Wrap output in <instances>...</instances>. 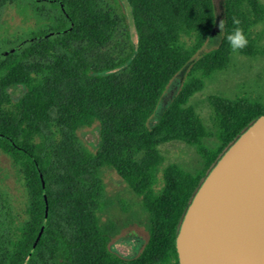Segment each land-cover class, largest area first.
Wrapping results in <instances>:
<instances>
[{"label": "trees", "instance_id": "obj_1", "mask_svg": "<svg viewBox=\"0 0 264 264\" xmlns=\"http://www.w3.org/2000/svg\"><path fill=\"white\" fill-rule=\"evenodd\" d=\"M122 1L134 30L129 55L115 63L96 58L127 20L111 0H0V8L14 10L31 27L0 51V152L26 194L17 209L0 182V264H179L176 239L196 192L264 116L261 103L210 97L209 130L189 105L206 80L229 68L233 17L249 39L239 55L261 53L263 37L255 34L264 22L260 0H224L223 34L205 54L218 21L214 0ZM189 66L180 91L151 126L170 84ZM19 89L25 92L14 101ZM96 125L92 151L80 133ZM210 138L215 148L205 145ZM172 142L195 149L197 173L164 166L160 147ZM106 169L140 203L148 241L133 259L111 250L119 223L102 221Z\"/></svg>", "mask_w": 264, "mask_h": 264}, {"label": "rangeland", "instance_id": "obj_2", "mask_svg": "<svg viewBox=\"0 0 264 264\" xmlns=\"http://www.w3.org/2000/svg\"><path fill=\"white\" fill-rule=\"evenodd\" d=\"M111 1L118 8L121 16L123 13L126 14L127 20L124 22L121 19L116 33L105 47L96 52V58L100 61L109 59L117 63L126 59L130 53L132 40L129 39L128 35L133 32L134 27L128 6L122 0ZM260 2L264 5V0H260ZM214 4L218 21L212 34V40L204 48V54L213 50L221 39L219 25L223 18L224 0H214ZM3 20H7L8 24L3 25ZM30 28L29 25L20 23L14 10L1 7L0 51L16 43ZM255 34L263 37L261 53L252 58L232 54L229 68L226 71L216 73L211 79L206 80L204 90L197 93L189 102V105L196 110L209 130L212 128L211 119L213 116L208 101L210 97L217 96L232 100L246 99L264 105V22L255 28ZM189 70L190 66L170 84L154 118L150 122L151 126L158 122L164 110L180 91ZM24 92V89L16 91L13 94L14 101H18ZM99 131L100 128L96 125L80 133L85 144L92 151H95L98 147L96 138H98ZM205 145L209 148H215L218 143L210 138L205 141ZM160 150L165 157L164 166L175 164L193 174L197 173L201 166V159L195 149L184 143H168L161 146ZM103 179L106 186V207L102 214V221L105 222L111 219L120 225V231L112 242L111 250L126 259L136 258L148 241L145 222L141 216H138L140 211L139 200L130 192L123 180L113 170L106 169L103 173ZM160 179L161 175H159ZM0 182L10 194L13 206L21 210L24 207L26 194L11 165L10 159L1 152ZM4 215V203H1L0 216L3 218Z\"/></svg>", "mask_w": 264, "mask_h": 264}, {"label": "water", "instance_id": "obj_3", "mask_svg": "<svg viewBox=\"0 0 264 264\" xmlns=\"http://www.w3.org/2000/svg\"><path fill=\"white\" fill-rule=\"evenodd\" d=\"M176 248L179 264H264V116L202 182Z\"/></svg>", "mask_w": 264, "mask_h": 264}, {"label": "clouds", "instance_id": "obj_4", "mask_svg": "<svg viewBox=\"0 0 264 264\" xmlns=\"http://www.w3.org/2000/svg\"><path fill=\"white\" fill-rule=\"evenodd\" d=\"M232 24L234 25L232 31L226 36V40L230 47L231 53L234 55H239L245 48L248 47L249 39L245 34V31L241 25V20L237 17L232 18ZM221 32L223 34V30L225 27V22L222 20L219 25Z\"/></svg>", "mask_w": 264, "mask_h": 264}]
</instances>
